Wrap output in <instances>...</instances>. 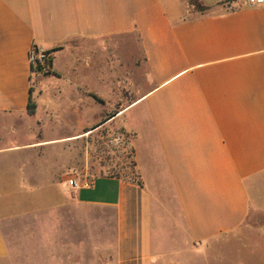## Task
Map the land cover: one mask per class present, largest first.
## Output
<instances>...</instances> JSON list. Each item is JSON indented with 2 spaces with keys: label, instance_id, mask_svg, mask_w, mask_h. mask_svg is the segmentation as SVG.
I'll return each mask as SVG.
<instances>
[{
  "label": "crops",
  "instance_id": "0c3cea01",
  "mask_svg": "<svg viewBox=\"0 0 264 264\" xmlns=\"http://www.w3.org/2000/svg\"><path fill=\"white\" fill-rule=\"evenodd\" d=\"M221 1L0 0V264L204 262L246 232L264 206V5ZM46 110L130 132L136 179L72 187L46 162L62 140L41 135L61 120ZM34 203L38 229L7 235Z\"/></svg>",
  "mask_w": 264,
  "mask_h": 264
},
{
  "label": "rangeland",
  "instance_id": "374dc122",
  "mask_svg": "<svg viewBox=\"0 0 264 264\" xmlns=\"http://www.w3.org/2000/svg\"><path fill=\"white\" fill-rule=\"evenodd\" d=\"M47 70L48 68H45L39 72L49 74ZM112 112L111 110L103 111L101 119L111 115ZM45 113L50 119L60 115L61 120L50 121L41 127V135L43 137L62 136L59 145H55L53 148H45L46 162H59L62 169L66 167L67 169L64 171L71 173L70 176L74 175L78 182H87L103 175L117 176L127 180L136 179L133 150L130 143L132 134L130 132L118 127L115 122L85 132L89 128L80 125L94 118L95 113L91 112L88 113V117L84 121L77 118L73 122L70 120L73 114L69 111L46 110ZM83 113L82 111L78 114L82 115ZM70 121L71 123H68ZM75 127L78 128L77 131L80 135L76 139H70L69 129ZM11 137L16 136H8L6 140L10 141ZM259 196L261 198L259 201L264 203V199H262L264 191L259 192ZM32 199L34 197L25 196L23 202H32ZM29 206H24L20 214L3 219V228L7 235L14 237L15 232L38 229L37 220H35L37 216L36 207H40L41 204L34 203L32 208ZM27 207L31 209L30 212L29 210L25 211L28 209ZM40 213L49 215L53 212L45 208ZM248 223L249 227L246 232L238 234L235 242H231L230 246L222 251L227 252L226 254L212 256L208 261L205 259L204 262L199 256L188 254L182 257L180 264H264V206L254 208L251 211ZM50 225L52 226V223ZM14 240L16 239L14 238Z\"/></svg>",
  "mask_w": 264,
  "mask_h": 264
},
{
  "label": "built area",
  "instance_id": "2783aa9c",
  "mask_svg": "<svg viewBox=\"0 0 264 264\" xmlns=\"http://www.w3.org/2000/svg\"><path fill=\"white\" fill-rule=\"evenodd\" d=\"M245 4L252 6H262L264 5V0H242ZM48 50L39 48L36 45H31L28 51V60L30 67L36 68L37 66L47 67V63L50 59V53ZM68 183L72 187L78 186V181L75 176L69 178Z\"/></svg>",
  "mask_w": 264,
  "mask_h": 264
},
{
  "label": "trees",
  "instance_id": "16d2710c",
  "mask_svg": "<svg viewBox=\"0 0 264 264\" xmlns=\"http://www.w3.org/2000/svg\"><path fill=\"white\" fill-rule=\"evenodd\" d=\"M189 3H190L195 9H197L198 11H203V10L206 9V7L203 6V5L201 4L200 0H189ZM47 52L50 53V51H47ZM49 63H50V59H49L47 65H49ZM45 68H47V67L37 66L36 68L31 67V70H33V71H41V70H43V69H45ZM47 71H48V70H47ZM34 109H35V105L32 104L31 102L28 103V112H29V113H33V112H34ZM108 117H112V114L109 115ZM108 117H106L105 119H103L99 124H101V123H103L104 121H106V119H107ZM133 166H134V162H133ZM135 174H136V173H135ZM136 176H137V174H136ZM132 180H135V179H132Z\"/></svg>",
  "mask_w": 264,
  "mask_h": 264
}]
</instances>
